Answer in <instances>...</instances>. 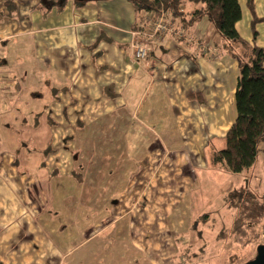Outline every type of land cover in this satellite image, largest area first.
I'll use <instances>...</instances> for the list:
<instances>
[{"label": "crops", "instance_id": "obj_1", "mask_svg": "<svg viewBox=\"0 0 264 264\" xmlns=\"http://www.w3.org/2000/svg\"><path fill=\"white\" fill-rule=\"evenodd\" d=\"M60 2L0 0V264H191L182 245L197 188L180 167L192 161L166 147L224 142L238 62L206 19L181 37L173 19L138 61L130 0ZM255 16L260 37L259 0ZM134 122L160 142L137 159L123 135Z\"/></svg>", "mask_w": 264, "mask_h": 264}, {"label": "trees", "instance_id": "obj_2", "mask_svg": "<svg viewBox=\"0 0 264 264\" xmlns=\"http://www.w3.org/2000/svg\"><path fill=\"white\" fill-rule=\"evenodd\" d=\"M130 1L139 16V26L146 12L153 11L156 15L165 12L171 21L178 19L185 27L206 19L214 26L219 38L242 42L244 49L241 52H231L240 69L235 91L237 115L226 132L224 146L212 149L210 160L212 164L221 165L233 173L250 171L258 158L260 144L264 141V47L256 43H244L237 29V23L243 16L240 0ZM52 3L62 6L60 0H52ZM246 4L255 18L253 31L256 39L255 23L259 18L255 16V0H246ZM74 176L77 177L76 172ZM227 202L230 208L235 209L233 223L230 228H224L217 238L225 239L229 235L234 238V242L246 246L250 239L244 237L254 234L256 225L264 229V194L234 189L229 192ZM190 256L192 260L197 258V254Z\"/></svg>", "mask_w": 264, "mask_h": 264}, {"label": "rangeland", "instance_id": "obj_3", "mask_svg": "<svg viewBox=\"0 0 264 264\" xmlns=\"http://www.w3.org/2000/svg\"><path fill=\"white\" fill-rule=\"evenodd\" d=\"M243 8L245 16L240 20V33L244 43L247 45V43H251V40H254V35L250 24L251 21L247 19V13L249 12L245 3L243 4ZM259 8L261 13H264V0H259ZM260 29V37L256 36V41L259 38L260 44L264 45V23L262 22ZM214 30L216 31L215 28ZM218 39L222 52L226 55H231L230 57L232 58L233 55L231 52L239 53L244 49L241 41L226 40L219 37ZM213 53H216L218 57V53L214 51L210 55L211 59L213 58ZM233 69L232 66L228 69L229 74L231 72V80H234L235 75L240 73L239 68L238 72H233ZM234 85L235 82H231L230 87H234ZM230 97L232 103V121L237 113L234 91L231 93L230 90ZM133 125L134 127L130 131L125 130L123 133L126 139L127 137L131 139L129 140V150L127 149L131 159H134V157L137 159L144 155V153H147V151H150V149H158L157 145H160V142L154 141V135L152 133L148 132L147 139L143 141L139 139L142 132L136 126L137 122H134ZM95 127L97 131V126ZM95 127L93 125L90 131L91 133H87L83 138V145L87 144L89 148L88 156H92V152H94L93 146L96 150L95 138L93 137ZM81 133L79 131L76 136H73L74 141L81 140ZM109 137V134L108 136L107 134L105 135L106 139H109ZM174 143V141L167 143L168 147H166V151H183L182 155L190 154L192 162L187 161L188 164H183L180 170L183 171L185 177L188 175L189 179H195L196 183H193L196 184L197 188L190 196L192 212L196 222L194 223V227L192 223L190 234L183 237L184 244L182 245V249L184 256L197 254V258L190 259V262L193 261L191 264H243L252 259L256 255L258 245L264 244V229L260 225L254 227V234L251 233L247 237H244V239H250L249 244L246 246H241L234 242V238H231L229 235L225 236V239H218L217 236L224 228H230L233 223V212L235 209L233 207L230 208L227 202L230 191L237 189L259 195L264 194V141L260 144V152L253 168L243 173H233L221 165L212 164L210 160V149L208 147L195 152V149L191 151L185 147L184 143L179 144V141H177V145H173ZM215 143L216 145L213 148L217 149L222 148L225 142L220 143L216 141ZM75 145L77 146V142ZM80 146L81 142H79L78 149ZM108 146L109 142H106L103 150L107 149ZM161 150L164 149L161 148ZM103 169H106V165H103ZM176 170L177 168L172 169V171ZM255 232L257 235H255ZM200 257L204 258L202 262L198 259Z\"/></svg>", "mask_w": 264, "mask_h": 264}, {"label": "built area", "instance_id": "obj_4", "mask_svg": "<svg viewBox=\"0 0 264 264\" xmlns=\"http://www.w3.org/2000/svg\"><path fill=\"white\" fill-rule=\"evenodd\" d=\"M143 21L140 24V29L136 34H140L144 37L143 40H136L132 42L133 54L136 60L145 61L148 58L150 52V41L155 39L159 33L164 31H170L173 29V22L167 17L165 12H161L156 15L153 11L146 12L143 16ZM188 27H184L179 32L180 37L187 34ZM207 50L208 48H204ZM217 54L213 53V58H216Z\"/></svg>", "mask_w": 264, "mask_h": 264}, {"label": "water", "instance_id": "obj_5", "mask_svg": "<svg viewBox=\"0 0 264 264\" xmlns=\"http://www.w3.org/2000/svg\"><path fill=\"white\" fill-rule=\"evenodd\" d=\"M81 1H88V0H81ZM243 264H264V244L258 245L256 255L244 262Z\"/></svg>", "mask_w": 264, "mask_h": 264}]
</instances>
